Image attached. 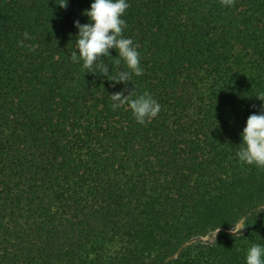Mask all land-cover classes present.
Returning <instances> with one entry per match:
<instances>
[{
  "label": "trees",
  "instance_id": "trees-1",
  "mask_svg": "<svg viewBox=\"0 0 264 264\" xmlns=\"http://www.w3.org/2000/svg\"><path fill=\"white\" fill-rule=\"evenodd\" d=\"M64 2L0 0V264H245L264 245V168L237 157L264 104V0H128L127 90L72 60L93 0ZM121 91L159 113L113 110Z\"/></svg>",
  "mask_w": 264,
  "mask_h": 264
},
{
  "label": "clouds",
  "instance_id": "clouds-1",
  "mask_svg": "<svg viewBox=\"0 0 264 264\" xmlns=\"http://www.w3.org/2000/svg\"><path fill=\"white\" fill-rule=\"evenodd\" d=\"M232 2L233 0H222L226 6H230ZM67 3L68 0L59 5L66 7ZM129 6L128 0H93L90 8L83 12V15L89 18V23L74 22L78 33L71 55L74 62L82 61V67L89 69V72H99L107 77L113 82V87L124 84L125 90L127 83L132 82L133 75H143L138 45L134 44L131 38L123 36L127 24L122 17ZM24 37L30 39L28 33H24ZM112 49L118 52L128 71L109 74V66L101 57L111 56ZM115 63L119 64L120 61L117 60ZM110 98L113 110L127 104L135 120L141 124L155 118L160 111V104L148 92L135 99H130V94L124 95L123 91L114 92ZM257 98L264 101L262 96ZM261 109L259 113H253L247 118L246 126L241 132L242 147L237 151V157L244 164L264 168V104L261 105ZM245 264H264V245L253 243L247 249Z\"/></svg>",
  "mask_w": 264,
  "mask_h": 264
},
{
  "label": "rangeland",
  "instance_id": "rangeland-1",
  "mask_svg": "<svg viewBox=\"0 0 264 264\" xmlns=\"http://www.w3.org/2000/svg\"><path fill=\"white\" fill-rule=\"evenodd\" d=\"M244 230H245L244 223H240L237 227H235L230 232L233 234H240V233L244 232ZM217 236H218V233H215V234L209 235L203 239H200V241L207 243V244H213V243H215Z\"/></svg>",
  "mask_w": 264,
  "mask_h": 264
}]
</instances>
